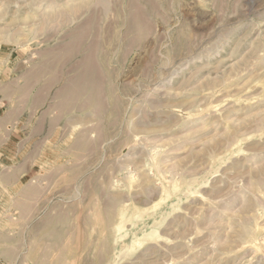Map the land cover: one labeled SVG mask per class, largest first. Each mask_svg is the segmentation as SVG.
<instances>
[{"label":"rangeland","instance_id":"374dc122","mask_svg":"<svg viewBox=\"0 0 264 264\" xmlns=\"http://www.w3.org/2000/svg\"><path fill=\"white\" fill-rule=\"evenodd\" d=\"M0 264H264V0H0Z\"/></svg>","mask_w":264,"mask_h":264},{"label":"bare ground","instance_id":"6f19581e","mask_svg":"<svg viewBox=\"0 0 264 264\" xmlns=\"http://www.w3.org/2000/svg\"><path fill=\"white\" fill-rule=\"evenodd\" d=\"M149 228H150V227H149ZM151 229H152V228H151ZM153 230H154V229H153ZM157 232H158V231H157ZM157 232H156V233H157ZM146 233H147V232H146ZM145 237H146V236H145ZM149 238H150V237H149ZM139 242H140V241H139Z\"/></svg>","mask_w":264,"mask_h":264}]
</instances>
